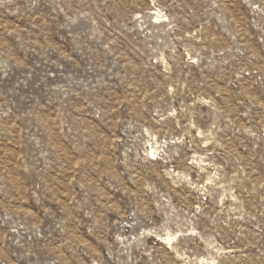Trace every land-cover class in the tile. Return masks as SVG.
Segmentation results:
<instances>
[{
	"label": "rangeland",
	"instance_id": "1",
	"mask_svg": "<svg viewBox=\"0 0 264 264\" xmlns=\"http://www.w3.org/2000/svg\"><path fill=\"white\" fill-rule=\"evenodd\" d=\"M0 264H264V0H0Z\"/></svg>",
	"mask_w": 264,
	"mask_h": 264
}]
</instances>
